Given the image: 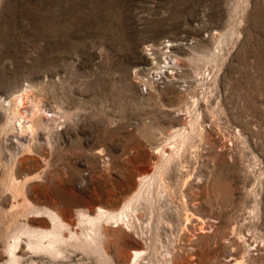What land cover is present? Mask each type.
Listing matches in <instances>:
<instances>
[{
	"label": "rangeland",
	"instance_id": "rangeland-1",
	"mask_svg": "<svg viewBox=\"0 0 264 264\" xmlns=\"http://www.w3.org/2000/svg\"><path fill=\"white\" fill-rule=\"evenodd\" d=\"M130 257L264 264V0H0V264Z\"/></svg>",
	"mask_w": 264,
	"mask_h": 264
},
{
	"label": "bare ground",
	"instance_id": "bare-ground-1",
	"mask_svg": "<svg viewBox=\"0 0 264 264\" xmlns=\"http://www.w3.org/2000/svg\"><path fill=\"white\" fill-rule=\"evenodd\" d=\"M28 91V90H27ZM26 92V91H25ZM32 96V95H31ZM22 97V96H21ZM24 98V97H23ZM19 99V98H18ZM25 100V99H24ZM34 100V99H33ZM32 101V100H31ZM36 101V100H35ZM22 102V101H21ZM18 104V103H17ZM40 106V105H39ZM34 108V105H33ZM22 110V109H21ZM38 110V109H37ZM18 111V110H17ZM43 112V111H42ZM19 113V112H18ZM35 113V112H34ZM17 114V113H16ZM37 115V114H36ZM23 116V115H22ZM38 116V115H37ZM38 119V118H37ZM22 125V124H21ZM37 125V124H36ZM192 127V126H191ZM179 128V127H178ZM33 129V128H32ZM176 131V130H175ZM183 134V133H182ZM187 133H185L186 136ZM189 136V135H188ZM183 138V137H182ZM178 139V138H177ZM185 142V141H184ZM185 145V144H184ZM182 148V147H181ZM177 152V151H176ZM169 153V152H168ZM167 155V154H166ZM171 158V156H170ZM173 159V158H172ZM169 160V159H168ZM172 162V161H171ZM168 163V162H167ZM156 164V162H155ZM167 166V165H166ZM160 169V168H159ZM165 169V168H164ZM188 169V168H187ZM163 170V169H162ZM161 170V171H162ZM159 172V171H158ZM148 175V174H147ZM145 175V176H147ZM189 175V172H188ZM144 176V177H145ZM145 179V178H144ZM188 179V178H187ZM190 179V178H189ZM186 182V181H185ZM189 182V181H188ZM139 194V193H138ZM138 194H134L132 196H130L128 198V200L126 201V203L123 205V207H121V210L119 211H109L108 209H105L103 207H99L98 212L94 215H88L86 217V221L89 224V227L92 229L93 232H87L86 233V239L87 241H90L92 243H94L95 247H100V250H103L104 253L109 255V247L108 245L105 244H101L99 241V234L97 232V228L101 225V221L105 218V219H111V218H115L122 215L123 211L125 210V208H128V206H132L133 200L135 199V197ZM140 196V195H139ZM131 208V207H130ZM18 209V208H17ZM126 211V210H125ZM125 213V212H124ZM86 216V215H85ZM123 216V215H122ZM57 217H59L61 220V215L58 212L57 213ZM120 218V217H119ZM127 218V217H126ZM104 219V220H105ZM118 219V218H117ZM189 219V218H188ZM64 220H62L63 222ZM89 229V230H91ZM73 232V231H72ZM71 232V233H72ZM75 233V232H74ZM73 233V234H74ZM107 233V231H106ZM20 236V235H19ZM17 237L15 240L14 245H21V239L20 237ZM22 238V237H21ZM29 238L35 240L37 248L40 250H45V251H51L53 252V254H58L60 253L65 245L67 246V244H75L78 242H81L80 237L76 234L71 235V236H65L62 232H59L57 230H48L46 232H41V233H31L29 234ZM84 241V240H83ZM112 241V240H111ZM28 243V242H27ZM91 243V244H92ZM142 251L141 250H134V256H138ZM14 255H17L16 253H13ZM63 254V253H62ZM132 254H130L131 256ZM127 264H135L136 262H134L133 257H130V259L126 262Z\"/></svg>",
	"mask_w": 264,
	"mask_h": 264
}]
</instances>
